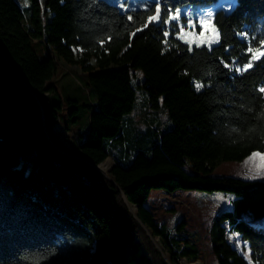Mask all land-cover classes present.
<instances>
[{"label": "trees", "instance_id": "1", "mask_svg": "<svg viewBox=\"0 0 264 264\" xmlns=\"http://www.w3.org/2000/svg\"><path fill=\"white\" fill-rule=\"evenodd\" d=\"M29 1L25 14L16 0H0V264L203 260L184 219L172 229L156 220L147 205L154 190L231 193L211 228L210 251L217 264H264V180L214 175L224 162L264 153V56L237 71L264 47V0H235L229 9L219 0H138L147 7L135 10L120 4L128 0ZM200 4H214L220 40L189 50L176 36L181 22L169 18L181 6ZM156 7L157 24L149 22ZM36 40L50 50L42 60ZM58 60L79 66L97 98L84 124L77 108L68 109L65 127L74 131L82 159L52 144L61 145L53 126L63 109L49 84ZM131 69L145 76L139 86L149 107L163 102L173 122L146 146L129 135L144 137L136 123L124 122L137 100ZM130 142L140 150L131 153ZM32 150L33 166H20ZM108 159L109 179L90 164Z\"/></svg>", "mask_w": 264, "mask_h": 264}, {"label": "rangeland", "instance_id": "2", "mask_svg": "<svg viewBox=\"0 0 264 264\" xmlns=\"http://www.w3.org/2000/svg\"><path fill=\"white\" fill-rule=\"evenodd\" d=\"M20 7L23 9L24 13L27 14V9L29 8L30 1L29 0H16ZM42 5L45 4L47 0H40ZM114 3H118L119 0H111ZM128 3H120L125 8L130 9H138L145 8L146 5L140 4L138 0H131ZM231 0H219V6L223 5L226 9L232 7L235 0L231 5ZM214 4L208 6V4H200V5H185L177 8L174 13H171V17L176 14L177 11L180 12L179 19L175 21H180L179 30L181 26H184V33L187 34L192 31V28L189 26V23L195 24V34L199 36L201 32V26L199 21L201 19L207 21V30L205 31L204 39H212L215 37V31H217L214 23H213V11L215 7ZM211 13V15H208ZM51 13L47 15V19L51 17ZM185 18V19H184ZM161 17L159 20H154L155 24L160 23ZM177 37L180 36V32L176 34ZM182 40V39H181ZM184 41V40H182ZM216 43H213L215 45ZM34 49L37 52L39 59H44L47 54H49L50 50L38 40L33 43ZM196 46L195 43L191 45V48ZM200 47H209L207 44H202ZM259 52H264V47L258 49ZM253 54H259L257 50L253 51ZM263 56H260L258 60H260ZM256 61H252L254 64ZM92 63H95L92 60ZM246 66V65H245ZM245 66L238 67L239 72H244ZM249 69V68H248ZM132 74V86L136 90L137 100L133 111L124 118V122L136 123L135 126L144 133V137L140 134L131 132L130 136H136L135 141L141 142V145L146 146L148 140L149 142L152 140H159L163 134L170 130L173 127V122L170 119L169 112L165 105L161 104V107L154 110L149 107L148 104V95L147 92L140 87L139 85L144 81L145 76L140 69H131ZM50 85L55 86L56 91L54 94L53 100L55 102H60L62 106L61 119L53 126V130L58 133L59 143H54V145L58 146L63 150V153H66L68 156H72L73 158H82L81 154L77 151V147L74 138V131L67 129L65 126V122H67V114L70 106H74L77 108V112L75 113L81 124H84L86 113H90V106H94L97 98L91 89L88 88V76L79 66H71L64 63L61 60H58V68L55 76L49 82ZM139 121V122H138ZM138 122V123H137ZM61 131L57 129L60 128ZM72 128H77L76 126H72ZM149 128H154L155 132L150 134L148 132ZM129 136V137H130ZM151 138V139H150ZM136 149L134 150V148ZM128 150L133 153L139 149L138 143L130 142L127 145ZM65 149V150H64ZM68 150V151H67ZM118 156H121L120 151H115ZM260 155L253 158V155L248 157L243 162H224L222 163L214 172L216 176H231L242 179L252 180V176L255 175V170L258 166L264 165V160L261 157H264V153L255 152ZM36 152L34 150L22 155L20 157L19 165L27 167V169L31 168L35 162ZM112 159V158H111ZM111 159L106 160L104 163H110L109 172L112 169L113 163ZM102 163V164H104ZM100 166V165H99ZM108 172V174H109ZM102 174V173H101ZM102 174L106 178L109 179V175ZM255 179L264 180V173L256 175ZM233 199V195L231 193H223V192H208L204 190H177L175 193H167L161 190H154L150 196V199L147 203L148 207L154 213L156 220L166 225L168 228L172 229L174 224L179 219H184L186 223L185 231L189 236L191 242L198 244L202 251V258L196 263L200 264H217V260L215 256L210 251V231L214 224L215 217L219 214L221 210L227 208L231 205V201ZM129 204V203H128ZM130 205V204H129ZM128 205V206H129ZM135 207V206H133ZM130 211L135 215L132 210V206H129ZM137 209V207H135ZM137 211V210H136ZM228 238L235 245L241 247V242L236 237L234 233L229 234ZM157 247L162 251L161 245L158 242V239H154ZM246 256L249 254L247 252H243ZM166 256V259L169 258ZM185 262L189 263L187 260H183L180 264H185ZM192 263V264H196ZM190 264V263H189Z\"/></svg>", "mask_w": 264, "mask_h": 264}, {"label": "snow or ice", "instance_id": "3", "mask_svg": "<svg viewBox=\"0 0 264 264\" xmlns=\"http://www.w3.org/2000/svg\"><path fill=\"white\" fill-rule=\"evenodd\" d=\"M155 11H156V15L150 16L149 22L154 21V20H159L161 9L159 7H156ZM165 15H167V12L165 13ZM208 15H211V13H209ZM179 17H180V12L177 11L174 16L169 18V20H177L179 19ZM199 23L202 29L199 36L195 34V24L194 23H191V22L189 23V26L192 28V31H190L187 34L184 33V26H181L180 28V36L178 38L184 40V42L189 45V50H191V45L193 43H195L197 47H200L202 44H207L209 47H211L213 43H219V40H220L219 32L214 29V26H213V30L215 31V37L212 39H204L203 37L205 36V31L207 30V21L201 19ZM165 35H167V33H165ZM249 51L251 52L252 50L249 49ZM257 52L259 53L258 55L257 54L252 55L251 57L252 61L258 60L260 56H264V52H259V50H257ZM252 66H253L252 62H249L245 66V70H247L248 68H251ZM237 71H239V69H237ZM199 87L200 85H197V89H199ZM260 91L264 92V88L260 89ZM259 155H260L259 153H253V158ZM261 159L264 160V157H261ZM255 173L256 174L252 176L253 179L256 178V175L264 173V165L258 166L255 170Z\"/></svg>", "mask_w": 264, "mask_h": 264}, {"label": "bare ground", "instance_id": "4", "mask_svg": "<svg viewBox=\"0 0 264 264\" xmlns=\"http://www.w3.org/2000/svg\"><path fill=\"white\" fill-rule=\"evenodd\" d=\"M58 129H59V131H61V126H60V128L59 127H57ZM59 141V140H58ZM65 150V149H64ZM68 151V150H67ZM76 158V157H75ZM77 159H82V158H77ZM110 163H104V164H101L100 166H98V170L102 173V174H108V172H109V167H110ZM132 210H133V212L134 213H136V209H135V207H133L132 206ZM185 264H189V263H187V262H185ZM196 264H200V263H196Z\"/></svg>", "mask_w": 264, "mask_h": 264}, {"label": "water", "instance_id": "5", "mask_svg": "<svg viewBox=\"0 0 264 264\" xmlns=\"http://www.w3.org/2000/svg\"><path fill=\"white\" fill-rule=\"evenodd\" d=\"M23 82L27 85V83L25 82V80H23ZM28 86V85H27ZM29 87V86H28ZM30 89V88H29ZM31 90V89H30ZM33 95H34V97L39 101V99H38V97H37V95L36 94H34L33 93ZM52 144L54 145V143L52 142ZM55 146V148L58 150V151H60L62 154H64V155H66V153H63L64 151L63 150H61V148H59L58 146H56V145H54ZM63 151V152H62ZM68 156V155H67ZM70 157H72V156H70ZM90 163V162H89ZM93 167H95L96 169H97V171L99 172V173H101L99 170H98V166H95V165H93L92 163H90ZM129 205V204H128ZM130 206V205H129ZM137 210V209H136ZM135 215H136V213H135ZM153 241L155 242V240H154V238H153ZM166 257V256H165ZM168 260V259H167Z\"/></svg>", "mask_w": 264, "mask_h": 264}, {"label": "crops", "instance_id": "6", "mask_svg": "<svg viewBox=\"0 0 264 264\" xmlns=\"http://www.w3.org/2000/svg\"><path fill=\"white\" fill-rule=\"evenodd\" d=\"M66 125V124H65Z\"/></svg>", "mask_w": 264, "mask_h": 264}]
</instances>
